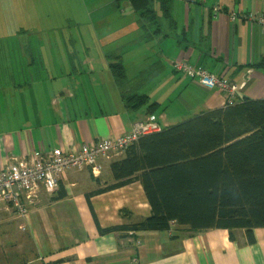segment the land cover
<instances>
[{
  "label": "crops",
  "instance_id": "0c3cea01",
  "mask_svg": "<svg viewBox=\"0 0 264 264\" xmlns=\"http://www.w3.org/2000/svg\"><path fill=\"white\" fill-rule=\"evenodd\" d=\"M172 17L175 28L162 20V31L151 38L140 30L130 43L103 44L99 64L92 60L94 48L59 53L21 44L0 50L6 73L0 85V171L34 153H76L129 134L146 116L161 129L224 107L222 93L174 72L175 61L237 84L242 99L264 98V68L258 67L264 59V0H173ZM113 56L124 67L126 89L110 71ZM129 71L148 72L144 88L133 90L136 76ZM147 85L163 90L148 92ZM133 95H145L147 104L131 108L127 99ZM122 158L110 153L100 159L96 176L87 167L67 171L53 199L38 193L26 219L0 203V264H264V229L254 231L251 246L242 232L233 242L226 230L191 234L173 225L162 232L101 234L99 228L150 215L138 182L93 194L112 183L110 164Z\"/></svg>",
  "mask_w": 264,
  "mask_h": 264
},
{
  "label": "trees",
  "instance_id": "16d2710c",
  "mask_svg": "<svg viewBox=\"0 0 264 264\" xmlns=\"http://www.w3.org/2000/svg\"><path fill=\"white\" fill-rule=\"evenodd\" d=\"M127 1L137 15L138 27L145 35L150 32L147 37L160 34L162 20L169 29L175 28L173 0ZM112 60L113 78L125 88L120 57ZM258 67L264 68V59ZM127 100L131 108L148 102L145 95ZM122 153L121 160L110 164L112 183L93 194L138 182L150 215L99 228L101 234L162 232L173 225L191 234L226 230L233 242L235 233L242 232L245 245L256 243L254 231L264 229V98L245 97L206 110L140 136Z\"/></svg>",
  "mask_w": 264,
  "mask_h": 264
},
{
  "label": "rangeland",
  "instance_id": "374dc122",
  "mask_svg": "<svg viewBox=\"0 0 264 264\" xmlns=\"http://www.w3.org/2000/svg\"><path fill=\"white\" fill-rule=\"evenodd\" d=\"M140 30L137 15L127 0H0V50L23 47L21 44L29 48L55 49L59 53L67 48H94L97 56L94 52L92 60L99 64L103 44L106 45L102 49L107 45L116 46L120 40L123 44L130 43V35L140 33ZM2 63L0 57V66ZM130 74L136 76L133 71H129ZM143 74L132 78L133 90L142 84L144 88L148 72ZM5 75L1 69L0 85L5 81ZM146 89L159 92L163 87L147 85ZM159 113L154 114L155 118ZM149 119L159 125L148 116L140 122Z\"/></svg>",
  "mask_w": 264,
  "mask_h": 264
},
{
  "label": "built area",
  "instance_id": "2783aa9c",
  "mask_svg": "<svg viewBox=\"0 0 264 264\" xmlns=\"http://www.w3.org/2000/svg\"><path fill=\"white\" fill-rule=\"evenodd\" d=\"M173 70L198 80L208 90L219 91L226 103L242 99L240 88L236 84L227 83L202 68H194L184 61H177L173 63ZM159 128L150 119L146 122L139 121L135 123L131 133L114 139H103L91 146L83 145L76 153L56 148L48 154L34 153L29 158H17L0 171V203H6L19 218L26 219L29 208L38 203V193L42 191L47 198L53 199L59 180L67 171L87 167L96 176L100 171V159L110 153H122L140 136L157 132Z\"/></svg>",
  "mask_w": 264,
  "mask_h": 264
}]
</instances>
